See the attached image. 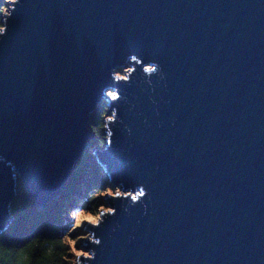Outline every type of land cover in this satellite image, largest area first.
<instances>
[{"label": "water", "instance_id": "obj_1", "mask_svg": "<svg viewBox=\"0 0 264 264\" xmlns=\"http://www.w3.org/2000/svg\"><path fill=\"white\" fill-rule=\"evenodd\" d=\"M0 31V237L91 152L119 193L76 264H264V0H9Z\"/></svg>", "mask_w": 264, "mask_h": 264}, {"label": "trees", "instance_id": "obj_2", "mask_svg": "<svg viewBox=\"0 0 264 264\" xmlns=\"http://www.w3.org/2000/svg\"><path fill=\"white\" fill-rule=\"evenodd\" d=\"M9 0H0V29ZM106 108L98 110L90 126L92 148L105 147L104 120ZM105 182L93 156L86 153L71 176L67 190L53 204L40 211L28 199L19 184L16 202L11 206L15 223L0 237V264H76L74 250L67 233L72 226L71 218L82 211L87 215H98L104 207Z\"/></svg>", "mask_w": 264, "mask_h": 264}, {"label": "rangeland", "instance_id": "obj_3", "mask_svg": "<svg viewBox=\"0 0 264 264\" xmlns=\"http://www.w3.org/2000/svg\"><path fill=\"white\" fill-rule=\"evenodd\" d=\"M126 73H127V70H125L123 73L118 74V75L120 77H125ZM118 193H119L118 190L111 191L109 188H106L105 189V195H102V197L105 198L107 195H110V194L115 195ZM103 210H107V209H105L104 207L101 208L98 215H96V216L87 215L86 213H83L82 211H80V212L76 213L74 218H71V220L73 221L72 226L68 229L67 233L70 235H73V233L75 231H82L81 233H79V235H77L75 237L73 236L70 238V244H71L72 249L74 250V254H75L76 258L82 256L83 253L80 251V245H81L83 239L88 238L87 234L84 232L85 231L84 228H86L87 225L92 222V220H95L96 222H98L99 214Z\"/></svg>", "mask_w": 264, "mask_h": 264}, {"label": "bare ground", "instance_id": "obj_4", "mask_svg": "<svg viewBox=\"0 0 264 264\" xmlns=\"http://www.w3.org/2000/svg\"><path fill=\"white\" fill-rule=\"evenodd\" d=\"M128 70V69H127ZM94 149V148H93ZM87 153H89V154H91L92 155V153L91 152H87ZM93 156V155H92ZM105 182L108 184V182L105 180ZM108 188L111 190V191H114V190H112L110 187H109V185H108ZM29 199V198H28ZM104 199V198H103ZM55 202V201H54ZM53 202V203H54ZM52 203V204H53ZM49 205H51V204H49ZM39 210V209H38ZM44 210V209H43ZM43 210H40V211H43ZM85 233H86V231H84ZM87 234V233H86ZM3 236V235H2Z\"/></svg>", "mask_w": 264, "mask_h": 264}, {"label": "clouds", "instance_id": "obj_5", "mask_svg": "<svg viewBox=\"0 0 264 264\" xmlns=\"http://www.w3.org/2000/svg\"><path fill=\"white\" fill-rule=\"evenodd\" d=\"M4 35V32L3 31H0V36Z\"/></svg>", "mask_w": 264, "mask_h": 264}, {"label": "snow or ice", "instance_id": "obj_6", "mask_svg": "<svg viewBox=\"0 0 264 264\" xmlns=\"http://www.w3.org/2000/svg\"><path fill=\"white\" fill-rule=\"evenodd\" d=\"M4 11H7V9H4Z\"/></svg>", "mask_w": 264, "mask_h": 264}]
</instances>
